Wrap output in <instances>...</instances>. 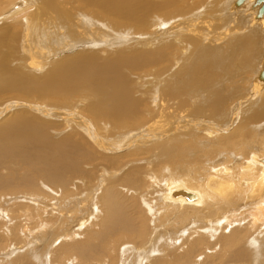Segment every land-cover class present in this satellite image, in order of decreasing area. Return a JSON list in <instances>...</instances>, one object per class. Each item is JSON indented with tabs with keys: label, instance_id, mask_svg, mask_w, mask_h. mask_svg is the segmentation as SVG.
Returning <instances> with one entry per match:
<instances>
[{
	"label": "bare ground",
	"instance_id": "bare-ground-1",
	"mask_svg": "<svg viewBox=\"0 0 264 264\" xmlns=\"http://www.w3.org/2000/svg\"><path fill=\"white\" fill-rule=\"evenodd\" d=\"M236 1L0 0V264L44 234L49 264H264V15Z\"/></svg>",
	"mask_w": 264,
	"mask_h": 264
},
{
	"label": "rangeland",
	"instance_id": "rangeland-1",
	"mask_svg": "<svg viewBox=\"0 0 264 264\" xmlns=\"http://www.w3.org/2000/svg\"><path fill=\"white\" fill-rule=\"evenodd\" d=\"M246 2V1H245ZM250 2V4H251V0H249L248 1V3ZM245 4V3H244ZM244 4L243 5H241V6H239V7H237V8H235V9H231V8H229V10H232V11H230V12H235V10L237 11V10H239L240 9V7H242V6H244ZM250 4H249V6H250ZM231 7V6H230ZM209 11V10H208ZM242 11H244V10H242ZM216 12V10H214L213 11V13H212V10L211 11H209V12H207V11H205V14H204V16L206 17V19L207 20H211V21H213L214 23H218V19L220 20V18H222L221 17V13H217V12H219L218 10H217V14L215 13ZM203 13H204V11H203ZM249 13V12H248ZM220 16H219V15ZM250 14V13H249ZM207 15H210V16H208L207 17ZM213 15V16H212ZM215 15V16H214ZM247 15V14H246ZM253 14H250L249 16V21H248V25L250 26L252 23L250 22L251 21V16H252ZM219 16V18H217ZM239 16H240V14H239ZM248 16V15H247ZM209 17H210V19H209ZM214 19H216L217 21H214V20H212V18ZM240 17H243V16H240ZM239 18V17H238ZM260 20V19H259ZM50 23H51V25L53 26V25H56L58 22H55V21H50V20H48ZM226 23H227V21H226ZM260 23V22H259ZM257 24V23H256ZM255 27H257V28H260L258 25H255V24H253ZM43 27H45L46 26V23H43V25H42ZM252 28V27H251ZM262 29H263V27H262ZM62 31H64V29H62ZM44 32V31H43ZM119 33L120 34H122V36H126V37H129V33H130V31L128 30V28L126 29V30H124V31H119ZM44 34L46 35L47 33H45L44 32ZM62 34H65V35H67V33H65V32H62V33H58V36H60V35H62ZM44 35V36H45ZM43 36V37H44ZM260 36V35H259ZM53 40H52V43L53 44H57V42L55 41V37H53L52 38ZM126 39H128V38H126ZM130 40H132V41H134V38H132V39H130ZM234 41L235 40H232V42H230L229 43V45H227L228 46V48H232L233 47V43H234ZM78 42H80V40H78ZM258 43H257V45H260V47H261V49H260V55L258 56L257 55V61H256V66L251 70L252 72H250V74H245V76H249V77H251V79L253 78V77H255L256 75H257V73L259 72L258 70H260V66L262 65V60H263V56H264V36H263V38H262V40L259 42V41H257ZM59 43H61V45H65L61 40H59ZM121 43H125V42H121ZM44 45V44H43ZM115 45H118V43L117 44H115ZM225 42H221V43H219L218 45H214V46H212L211 45V48H215V49H209V48H206V54H207V57H208V60L210 61V63H212V65L213 66H215L219 61H221V62H223V63H229V64H235V63H237V59L239 58L238 57V51H236V52H233V53H231V54H226V51L224 50L225 49ZM53 54V56H56V55H58V54H56V53H52ZM12 55H15L14 53L12 54ZM250 55V53H246V56H249ZM215 71V70H214ZM234 71H235V67H230V72L229 73H227V72H225V70L224 69H222V70H220V71H218V74H219V76H221V77H223V78H227L228 76H230V78H229V82H233L235 79H234V77H235V73H234ZM254 72V73H253ZM217 73V72H216ZM252 73V74H251ZM219 76H217L218 78H219ZM232 77V78H231ZM133 78L134 79H136V76H133ZM250 79V80H251ZM235 82V81H234ZM228 92H230V93H232V94H234L235 95V99H239V93H244V92H247V90H244L243 88H241V87H239L238 86V84L237 83H233V84H231L229 87H228ZM0 164H1V167L3 166L2 165V163H1V161H0ZM7 165V162H5V166ZM166 169H169V167H166ZM138 200V199H137ZM65 214H64V216H66V214L68 213V210H67V208H65V212H64ZM54 226V225H53ZM54 230H56L57 231V234H59V235H61L62 234V231H61V225H58V226H55L54 227ZM124 240H125V238H124ZM31 240H29V241H27L26 243H25V247L23 246L22 248H24L20 253L22 254V253H24L25 254V258H27V259H30L31 261H32V263L33 264H49V252H50V248H51V237L50 236H48V235H46V234H44V235H42V236H37L32 242H31V244H30V247H26V244L28 243V242H30ZM132 242H130V243H132V244H137V243H140V238H133L132 240H131ZM124 242H126V241H124ZM123 242V243H124ZM144 242H146V240L144 241ZM55 246V245H54ZM140 248H142V247H136L135 248V250L137 251V250H139ZM140 256L136 253V252H131V253H127L126 255H125V260H124V263L123 264H143V263H140L139 261H138V258H139ZM143 262V261H142ZM217 264V263H216Z\"/></svg>",
	"mask_w": 264,
	"mask_h": 264
},
{
	"label": "water",
	"instance_id": "water-1",
	"mask_svg": "<svg viewBox=\"0 0 264 264\" xmlns=\"http://www.w3.org/2000/svg\"><path fill=\"white\" fill-rule=\"evenodd\" d=\"M244 1L245 0H237L236 5H241ZM252 6L253 8H256V7L259 8L256 17L261 18L264 15V0H255ZM257 79L258 81H261V80L264 81V69L260 71Z\"/></svg>",
	"mask_w": 264,
	"mask_h": 264
}]
</instances>
